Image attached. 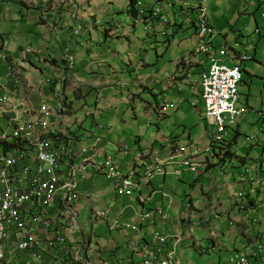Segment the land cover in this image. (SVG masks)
Returning <instances> with one entry per match:
<instances>
[{"label": "crops", "instance_id": "crops-1", "mask_svg": "<svg viewBox=\"0 0 264 264\" xmlns=\"http://www.w3.org/2000/svg\"><path fill=\"white\" fill-rule=\"evenodd\" d=\"M127 9V0H0V17L3 21L16 25L12 31L4 23L0 27V35L9 40L5 50L12 59L20 58L23 66H20L23 78L19 83L5 79L6 65L0 69V79L7 86L12 107L7 116L14 118L22 114V120H30L31 115L21 110L20 102L27 100L30 109L36 110L41 102L52 100L47 80L60 83L56 90L60 89L63 93L66 117L62 130L68 137L69 152L77 156L76 163L80 162L79 152L82 149H93L91 152H95V160L110 156L120 166L128 161L129 156L139 151L156 150L161 155H166L172 142L182 140L177 135V129L191 120L190 113L186 115L184 107L192 103L199 111L197 106L201 99L198 81L200 75L206 71L202 59H205V63L207 59L193 55V51L188 49L180 50L179 46L176 47L177 50H171L172 40L184 27L186 20L180 22L184 16L175 17L174 26L170 28L171 33L165 39L156 35L140 39L135 38L130 31ZM177 11L179 14L177 7L171 10L174 14ZM118 16L128 21L125 28L121 24L123 19L119 20ZM96 22L100 26L105 25L109 30L102 32L100 28L97 29L94 26ZM79 24L90 25L92 31L86 29L83 36L79 37L74 29ZM116 27L120 29L116 30ZM4 29L9 31L3 32ZM56 35L60 38L57 42ZM20 37L24 40L22 42L39 37V46L29 43L19 45L16 41ZM213 43L218 49L224 46L218 36ZM184 44L185 40L180 43ZM227 44L226 40L225 45ZM25 46L38 50L45 62H33L28 56L24 58L22 52ZM256 54V49L250 53L252 60L256 58ZM70 58L72 65L67 61ZM231 64L236 65L235 62ZM192 99L194 100L191 101ZM143 105L145 106L141 112ZM163 105L175 106L176 109L165 110L161 114ZM147 118L152 122L149 119L147 121ZM172 119L175 124H171ZM84 125L90 127V130H84ZM71 126H75L81 135L78 131H72ZM148 127H154L158 131L159 139L146 146L144 139L147 138L149 131L145 130ZM209 137L207 135V139ZM182 180L180 179L181 183ZM169 181V176L166 179L158 177L149 187L143 188L142 192L147 190V194L153 188L157 191L152 209L166 206L169 199L163 197L162 192L170 194L165 189ZM75 184L82 199L72 204V211L80 215L82 222L84 211L88 207L93 211L110 206L109 219L107 222L98 219L84 221V228H89V233L84 234L85 236L84 230L82 233L72 229L68 231L63 227L57 228L66 237L67 243L65 246L58 244L53 249H48L44 243L41 248L45 252H42L43 258L35 264H70L72 253H82L83 259L78 261H83L84 264H138L141 252L152 243L153 226L142 227L140 232L125 231L114 229L112 221L120 217L139 227L143 208L140 206L141 210H137L131 199L116 197L110 183L101 175L79 179ZM191 187L197 203L203 207L198 191L203 196L208 195L203 190L200 179H194ZM169 196L171 199L168 212L172 208L176 210L177 207L172 194ZM253 198L250 195L248 200L251 202ZM116 206L118 209L113 211ZM207 213L193 207L189 218ZM231 213L240 225H234L229 230V237L235 242L238 238L253 241L259 229L248 228L244 222V212L235 206ZM253 215L256 217L255 213ZM258 219L262 225L264 216ZM175 223L158 218L155 219L154 228L171 234L172 224ZM91 232L95 233V240L91 239ZM40 238L47 239V236L41 232ZM215 245L213 242L212 246ZM96 247L100 249L94 256ZM28 258V254H19L12 263H22Z\"/></svg>", "mask_w": 264, "mask_h": 264}, {"label": "clouds", "instance_id": "clouds-1", "mask_svg": "<svg viewBox=\"0 0 264 264\" xmlns=\"http://www.w3.org/2000/svg\"><path fill=\"white\" fill-rule=\"evenodd\" d=\"M127 1H128V9L126 10V16L129 20V28L131 29L130 31L134 32L135 27L137 25H140L142 26L143 31L145 33L144 38L150 37L152 35H156L165 39L171 33L170 28L174 26L173 22L177 15L190 14L191 16L195 17V21L193 24H191L190 27V29L192 28L194 30V39L196 44L192 54L196 55L197 57L198 56L206 57L207 64H209V70L204 71L199 77L198 87L200 90V99L205 108L206 119L209 122V125L215 126L217 128V131L214 135H212V137L210 136L207 139V143L204 144L202 149H200L199 146H194L193 141H191L190 139L188 143L184 140L174 141L171 143L169 147V152L166 155H161L156 150L139 151L129 156L128 161H126V163L122 166L118 165V163L115 160H113V158L110 156H104L100 160H95V152H91L93 149L92 150L82 149L79 152L80 162L76 163L77 156H74L71 152H69V147L67 146V144L64 145L63 149L65 153L68 155V157L62 161V168L65 169L64 172H66L71 166L72 168L75 167V171H78V169L80 168L87 167L88 164L95 165L97 170L93 171L91 168H86L85 174L83 175L76 174L74 176V185L78 199L72 201V203L69 205L68 208L61 207V211L63 212L61 218H58L57 216L51 217L52 227H53V231L51 233H48L43 228H39L40 231L38 232V239L40 241V246L36 248V250L38 251V254H40V258H33L30 252L27 253L28 251H24V252L19 251L16 252L13 257H10L9 260L3 262V264H13L12 262L16 261V257L19 254H24V253L29 255V259H27L25 262L23 261L22 263H18V264H27L28 262H31V264H35L36 262H39L43 258V253L45 252H43L41 248L44 243L45 245H47L48 249L49 248L53 249L58 244L65 246V244L67 243L66 237L62 236V234L57 231V228L63 227L68 231L69 229H72L77 232L82 231L83 233V229L80 226V222H79L82 221L81 217L78 213L72 211V204L82 199L80 192L76 190L75 183H77L79 179L84 180L87 177H92L96 175H101L107 182L110 183V186L112 187L116 197L123 199H131L133 196H136V201L143 208L141 215V222L140 225H138L139 227L134 226L129 222H127L125 219L123 220L122 218L119 217L118 219L116 218L114 219V221H112L113 222L112 227L114 229L140 232V230H142V227L148 225L153 226V230L151 232L152 243H150V245H147V247L141 252V256L138 264H141L144 255L145 254L147 255V253L152 251L155 245L158 244V242L155 241V236L157 234L160 237L164 238L165 240L164 249L167 251H172L174 253V259L176 264H181L179 258L176 256V248L183 241L184 233L181 227L191 222V219L189 218L191 208L194 207L196 209H201L208 212L207 214H203V215H211V214L215 216L218 215L215 212L216 210L210 201L209 193H207L208 196L205 195L203 196V200H201V204L204 205L201 208H198L197 205L194 206L193 197L189 196V198H187L186 195L183 199V204L185 206L183 215L179 217V220L176 221L175 224H172V229H173L172 233L166 234L163 231L154 228V225H155V219L158 218L166 222L173 221L169 216V212H168L170 208L169 201L171 197L169 196V194L162 192L163 197H167L169 199L168 201L169 205L165 207H158L157 209H146L147 206H151L153 204L154 195L156 194L157 191L153 188L151 189V192L149 194L144 195L142 192L143 188L149 187L153 183V181L158 177H161L163 179H166V177L168 176L170 178L171 177L180 178L181 175L184 173L211 174L214 173L216 168L220 169L221 174H226L229 173V168L227 165L229 164L230 167H233L231 166L233 164V161H237L238 163H240L242 167H244V165L246 164V162L243 159L237 157L233 151V146L237 145L238 138L240 135L238 132H236L234 136H230L228 132V128L238 124V121L241 119L243 115V112L236 108L239 100L237 90L239 84L242 82L241 66L246 62L252 61V57L250 56L249 49L247 48L246 52L241 54L237 52L236 49L228 47L226 45L221 46L219 49L216 48L215 44L213 43V40L215 37H217V33L215 32L211 24H209L206 14V0H127ZM170 2H172L173 4H171ZM174 7H177L179 9L180 11L179 14H174L171 12L172 8L174 9ZM197 7H202L204 9L208 26L212 31V33L208 35L204 40H199L197 35V14H196ZM117 28L120 29V27ZM59 39H60L59 36L56 35L55 41L57 42L59 41ZM200 41H203L205 44H208L212 47L210 53H203L199 50L198 46L201 45ZM8 44H9V40L7 39L2 45V47H0V54L2 55L0 59V69L2 68V66L6 65L7 73L5 75V79L15 80L16 83H19L23 78V73L20 70V66L23 68L22 62L20 58L16 60L12 59V57L6 52L5 49ZM236 47L238 48L237 44ZM222 51H225V55H221ZM22 54L24 58L28 56L33 62H38V63L45 62V59L40 54V52L32 47L25 48ZM212 60H215L218 64L226 66L229 69H238L241 76L240 81L237 84V89H236L237 102L235 104V108L238 112H240V116H238L232 124L226 125L223 133H220L219 127L208 118L207 104L204 100L203 82H204V77H208L211 72L213 65ZM68 62L70 63V65H72L71 58L68 59ZM231 62L232 63L235 62L236 65H232ZM228 64L231 65V67H229ZM47 82L50 86V90H51L50 97H52V100L50 99L45 102H41L36 110L30 109L27 100H22L20 102L21 110L25 114L31 115L30 120H22V116H23L22 114L14 118L7 116V114L10 112V109H12L10 95L7 92L6 84L0 79V98H6L7 100L6 105L2 106V108L5 109V112L0 117V134H5L7 139L4 141L0 140V155L8 156L9 154L4 155L3 151L5 149H10L12 145L20 147V145L22 144V140L13 139L17 125L19 123L31 124L35 120L44 119V115L41 112L42 108H46L50 113L47 122L50 127L51 133L47 137V139L50 141L51 145L53 142L51 137L58 135V133L62 130L63 123L66 118L64 115L63 93L61 92L60 89L56 90L55 88L53 94L52 93L53 83L51 79L47 80ZM57 87H60V83H57ZM18 108H19V101H18ZM162 108H161L162 111H160L161 114H163L165 110H169L167 109L166 105H163ZM261 115H264V113H260V116ZM3 120L6 121L5 125L1 124ZM262 120L264 126V118H262ZM263 126L261 131L264 134ZM6 145H8V147H5ZM53 147L60 149L62 145L53 144ZM179 149H185V153L182 155L176 154V151ZM15 151L18 152L19 149ZM229 151H231V156L225 158V155L228 154ZM6 153H10V151ZM172 158H174L173 161H171ZM185 161H190L198 165L196 172H192L191 170L183 166L180 167V165ZM106 163H109L110 167H113L115 171L119 172L120 174H127L129 172H133L139 178L144 177L146 169L158 167V166H161L162 174L154 175L146 184L140 185L137 189H134L133 194L130 197H123L117 195L114 187V181L107 178L106 175L107 167L105 166ZM233 169L237 170V168H233ZM177 171L179 172V174H176ZM259 172H261V170H259ZM243 178L244 180H241L238 183V185L242 184L243 187L246 186V189L244 190L240 189L237 192L236 198L233 199L234 202L233 205L239 211L244 212L243 218L248 228L250 229L258 228L259 230L254 240L250 242L247 240H241L240 238H238L235 242V240H233L232 238L233 246L231 249H227L229 252H231V256L227 259V262L228 264H236L235 261H237L240 258H244L246 260V264H264V221L262 220V225H261L260 220L258 219L259 217L256 214L257 210H259L261 207L264 206V200L259 201L258 204L256 202V200L259 198L260 195L264 197V179H262L257 172L252 173V172H248V170H245V176H243ZM196 179L198 180L200 179V177ZM250 195H253L254 197L253 198L254 200H252L251 202L248 200ZM228 197L230 198V195ZM209 203H211L210 206ZM205 206L207 207L206 209L204 208ZM37 212L40 213L39 211ZM109 212H110V206L99 210H93V211L90 210V213L87 216V218L83 217V222L84 221L89 222L92 219H98L107 222V219H109ZM253 213H255L256 217H254ZM146 216H149V218H146ZM62 218L65 221H61ZM180 218L182 219L180 220ZM234 225L235 227H237L238 225H240V222L235 221L233 218L228 219V226L224 228L225 230L222 232V234H225L226 230H228V235H229V230ZM41 232L46 234L47 239L40 238ZM210 234L212 236L211 231ZM83 236L85 235L83 234ZM49 242H51L53 245L50 246L48 244ZM212 245L211 247L214 248ZM73 259L76 261H78L79 259H83V254L81 253L76 255L75 253H72V260Z\"/></svg>", "mask_w": 264, "mask_h": 264}, {"label": "rangeland", "instance_id": "rangeland-1", "mask_svg": "<svg viewBox=\"0 0 264 264\" xmlns=\"http://www.w3.org/2000/svg\"><path fill=\"white\" fill-rule=\"evenodd\" d=\"M119 12H121V8ZM176 14H178V11ZM206 14L209 24L214 28L218 40L221 41L222 45H225L227 40L228 44L226 46L236 49V51L241 54L245 53L247 48L249 49V53L256 49L257 54L254 60L246 62L242 67V82L239 84L237 90L239 100L236 108L242 111L243 115L238 121V124L228 129L230 136H234L236 132L240 135L237 145L233 146V151L237 157L246 162L244 167L237 161H233L231 165L233 167H230L229 164L227 165L229 173L221 174L219 168H216L214 173L211 174L185 173L182 174L180 178L171 177L170 181L165 186L166 191L172 194V197L177 203L176 210L172 208L171 211H169V216L173 222L178 221L185 210L183 199L186 195L187 198L193 196L194 206L198 204L197 198L194 197V190L191 187V183L198 177H200L204 186L203 190L209 193L210 201L216 210L215 212L218 214L217 216L213 214L202 215L198 218L192 216L191 222L181 227L184 233L183 241L176 248V256L179 258L181 264H228L227 259L231 256V252L227 249L232 248L233 240L229 237L228 230H226L225 234H222V232L225 230L224 228L228 226V219L233 218V214L231 213L234 206L233 199L236 198L237 192L240 189H246V186L243 187L242 184L238 185V183L244 180L243 176H245V170L252 173L257 172L260 177L264 179V134L261 131L263 120L260 116V113H264V0H206ZM182 15L184 17L180 22L183 20L186 21L183 29L172 40L171 50L173 48L177 50L176 47L179 46L180 50L188 49V51H194L196 46L195 41H193L194 30L192 28L189 30L187 29L190 27L189 24L194 23L195 17L190 14ZM118 17H120L119 20L123 19L121 24L122 27L125 28L128 25V21L122 18V16ZM2 23L11 31L15 29L16 25L13 24V22L3 21L0 17V27ZM89 23L91 25V22ZM90 25L86 26L85 24H79L75 26L74 29L77 31L79 37H82L86 29L92 31ZM94 26L97 29L100 28L102 32L103 30H109L105 25L104 27L99 26V22H96ZM33 27L38 28L37 26ZM9 30L4 29L3 32H8ZM131 33L134 34L135 38L141 39L145 37L143 28L140 25H137L134 32ZM15 37L17 38L18 36L15 35ZM183 40L186 41V44L180 45ZM22 41L24 40L20 37L16 43H19V45L29 43L35 47H38L40 43L39 37H32L25 42ZM160 43L162 42L160 41ZM24 48H26V46ZM77 50L79 51L80 47H78ZM202 61L205 70L208 71L209 64L205 63V59H202ZM228 66L231 67L229 64ZM193 100L194 99L191 101ZM198 102H200L197 106L199 111L196 110L192 103H190L188 107H184L183 110L186 115L190 113L191 120L183 127L177 129L179 131L177 135H180L182 140L187 143L191 138L190 140L193 141L194 146H199V148L202 149L204 144L207 143V135H214L217 128L209 125L202 101L198 100ZM144 106L145 105H143L141 112H143ZM176 115L177 113L174 114V116ZM179 116L180 114L178 117ZM178 117L175 119H178ZM148 119L149 118H147V121ZM149 121L152 122L151 119H149ZM192 121H195V123ZM1 124L5 125L6 121L3 120ZM171 124H175L173 119ZM83 128L87 131L90 130V127L88 128L86 125H84ZM71 129L72 131H78L75 126H71ZM145 131H149L146 134L147 138L144 139L146 140V146L159 139V133L154 127H148ZM78 133L81 135L79 131ZM233 168H237V170ZM259 170H261V172H259ZM180 179H183L182 183ZM212 187L213 189H211ZM198 193L199 200H203L202 192L199 190ZM143 194L146 195L147 190H145ZM229 195L230 198L228 197ZM131 200L136 209L141 210L139 203L136 201V196H133ZM261 200H264V197L260 195L256 200L257 204ZM211 203H209V206ZM168 205L169 202L166 201V206ZM197 207L201 208L200 205ZM204 208L206 209L207 207L205 206ZM117 209L118 206L112 210L116 211ZM146 209L152 208L151 206H147ZM89 213L90 210L88 207L84 211L83 216L87 218ZM256 213L259 218L263 217L264 206L257 210ZM118 218L119 217H117V219ZM79 222L84 230L83 234L88 235L89 228H84L83 222ZM90 234L91 239L95 240V233L91 232ZM213 242L216 243L214 248L211 247ZM98 249L100 248L96 247L94 250V256L95 252H99ZM110 250H112V248Z\"/></svg>", "mask_w": 264, "mask_h": 264}, {"label": "built area", "instance_id": "built-area-1", "mask_svg": "<svg viewBox=\"0 0 264 264\" xmlns=\"http://www.w3.org/2000/svg\"><path fill=\"white\" fill-rule=\"evenodd\" d=\"M196 14L197 35L199 40H204L212 31L204 9L197 7ZM200 43L198 47L201 52H211L210 45L203 41ZM221 55H225V51H222ZM1 56L0 54V59ZM212 64L209 76L204 77V100L208 118L219 127V132L223 133L225 126L232 124L240 116L235 104L237 84L241 76L238 69H229L215 60H212ZM6 102V98H0V117L5 112L2 106H5ZM41 110L44 119L35 120L31 124L19 123L14 133L13 139L27 141L33 148L8 156L0 155V264L9 260L16 252L38 248L39 228L51 233V217L61 218V207L68 208L72 201L78 199L74 176L85 174L86 168L97 170L95 165L88 164L78 171L72 166L66 172L62 171L63 160L60 153L64 149L53 147L47 139L51 133L47 122L50 113L46 108ZM261 116L264 118V115ZM6 139L5 134H0V140ZM184 153L185 149L176 151V154ZM173 160L174 158L171 159ZM105 166L107 178L114 181L117 195L123 197H130L134 189L146 184L154 175L162 174L161 166L146 169L144 177L140 178L133 172L120 174L110 167L109 163ZM182 166L192 172H196L198 168V165L190 161L183 162L180 167ZM61 221L65 220L62 218ZM155 241L158 244L144 255L141 264H176L174 253L164 249V238L157 234ZM48 244L53 245L51 242ZM30 253L33 258H40L37 250ZM235 263L246 264V260L240 258Z\"/></svg>", "mask_w": 264, "mask_h": 264}, {"label": "trees", "instance_id": "trees-1", "mask_svg": "<svg viewBox=\"0 0 264 264\" xmlns=\"http://www.w3.org/2000/svg\"><path fill=\"white\" fill-rule=\"evenodd\" d=\"M7 39L5 38V37H2V35H0V47H2V45L4 44V42L6 41ZM68 61V60H67ZM56 86H57V84H55V83H53V85H52V93L54 94V91H55V88H56ZM167 106V105H166ZM167 109H169V110H175L176 109V107L175 106H167ZM229 128H231V127H229ZM228 128V129H229ZM52 138V146H53V144H60V145H62V147H60V150L61 149H63V147H64V145H66L67 144V142H68V137L65 135V133H64V131L63 130H61L59 133H58V135H56V136H54V137H51ZM5 147H8V145H6ZM33 147L26 141V142H24V141H22V144L20 145V147H17V146H13L12 145V147L10 148V149H5L4 151H3V153H4V155H7V154H15L16 153V151L15 150H18L19 149V151H22V152H25V151H30L31 149H32ZM10 151V153H6V152H9ZM60 156H61V158H62V160H65L67 157H68V155L64 152V151H61V153H60ZM229 156H231V151H229L228 152V154H226L225 155V158L226 157H229ZM223 161V160H222ZM224 162V161H223ZM64 170L65 169H62V171L64 172ZM36 250V248L35 249H33V250H31V251H28L27 253H29V252H34ZM29 259V258H28ZM26 261V259L24 260V262ZM40 262V261H39ZM37 263V262H36ZM70 264H84V262L83 261H71L70 260Z\"/></svg>", "mask_w": 264, "mask_h": 264}]
</instances>
